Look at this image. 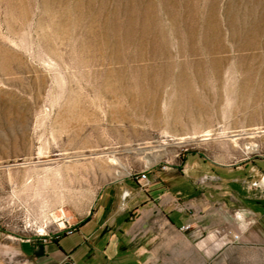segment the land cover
I'll return each instance as SVG.
<instances>
[{"label":"rangeland","instance_id":"rangeland-1","mask_svg":"<svg viewBox=\"0 0 264 264\" xmlns=\"http://www.w3.org/2000/svg\"><path fill=\"white\" fill-rule=\"evenodd\" d=\"M193 154L263 179L264 0H0V229Z\"/></svg>","mask_w":264,"mask_h":264},{"label":"crops","instance_id":"crops-1","mask_svg":"<svg viewBox=\"0 0 264 264\" xmlns=\"http://www.w3.org/2000/svg\"><path fill=\"white\" fill-rule=\"evenodd\" d=\"M253 170L190 155L150 169L145 190L114 181L84 218H70L71 235L0 229V264H264V168L262 180Z\"/></svg>","mask_w":264,"mask_h":264},{"label":"built area","instance_id":"built-area-1","mask_svg":"<svg viewBox=\"0 0 264 264\" xmlns=\"http://www.w3.org/2000/svg\"><path fill=\"white\" fill-rule=\"evenodd\" d=\"M165 168L166 167H164V169ZM150 169H151V166L146 165L142 170H140L136 173H133L131 175V178H133L139 184V186L142 190H145L150 184L149 177H148V171ZM182 207H184V206H182ZM69 220H70V218L64 217V218H61L60 220L56 221V228H57V231L59 233L66 232L67 234L71 235L75 231V227L70 224ZM182 229L183 230L190 229V226L189 225L182 226ZM46 234H48V232H42V231L36 232V235L41 236V237L46 236ZM228 234L231 235L234 240L238 241V239H239L238 233H235L233 230H229Z\"/></svg>","mask_w":264,"mask_h":264},{"label":"bare ground","instance_id":"bare-ground-1","mask_svg":"<svg viewBox=\"0 0 264 264\" xmlns=\"http://www.w3.org/2000/svg\"><path fill=\"white\" fill-rule=\"evenodd\" d=\"M250 148H253V149H254V146L251 145V147H249V149H250ZM151 163H152V161H151ZM61 225H62V224H61Z\"/></svg>","mask_w":264,"mask_h":264},{"label":"trees","instance_id":"trees-1","mask_svg":"<svg viewBox=\"0 0 264 264\" xmlns=\"http://www.w3.org/2000/svg\"><path fill=\"white\" fill-rule=\"evenodd\" d=\"M195 154H193V156H194ZM182 161H185V158L184 157H182Z\"/></svg>","mask_w":264,"mask_h":264}]
</instances>
